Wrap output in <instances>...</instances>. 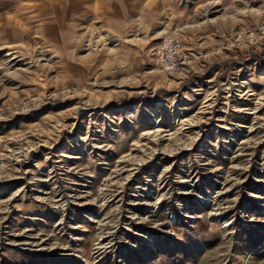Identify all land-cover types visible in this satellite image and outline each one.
I'll list each match as a JSON object with an SVG mask.
<instances>
[{
	"label": "rangeland",
	"instance_id": "374dc122",
	"mask_svg": "<svg viewBox=\"0 0 264 264\" xmlns=\"http://www.w3.org/2000/svg\"><path fill=\"white\" fill-rule=\"evenodd\" d=\"M0 264H264V0H0Z\"/></svg>",
	"mask_w": 264,
	"mask_h": 264
},
{
	"label": "built area",
	"instance_id": "2783aa9c",
	"mask_svg": "<svg viewBox=\"0 0 264 264\" xmlns=\"http://www.w3.org/2000/svg\"><path fill=\"white\" fill-rule=\"evenodd\" d=\"M154 58L167 73L178 74L185 70L190 54L178 33H166L156 48Z\"/></svg>",
	"mask_w": 264,
	"mask_h": 264
},
{
	"label": "crops",
	"instance_id": "0c3cea01",
	"mask_svg": "<svg viewBox=\"0 0 264 264\" xmlns=\"http://www.w3.org/2000/svg\"><path fill=\"white\" fill-rule=\"evenodd\" d=\"M135 17H137V13L135 14ZM121 18V21L123 20L122 19V16L120 17ZM125 19H127V20H125L126 22H128V20H129V18L128 17H125ZM131 19H133V18H131ZM149 19H151V17H149ZM148 26V24H146L145 26H144V29L146 28ZM141 27H142V25L140 26V29H141ZM151 27V26H150ZM138 29V27H136V30ZM143 33H147L146 31H144Z\"/></svg>",
	"mask_w": 264,
	"mask_h": 264
}]
</instances>
